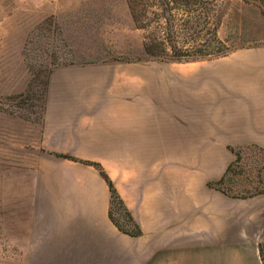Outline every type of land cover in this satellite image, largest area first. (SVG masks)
<instances>
[{
    "label": "crops",
    "instance_id": "crops-1",
    "mask_svg": "<svg viewBox=\"0 0 264 264\" xmlns=\"http://www.w3.org/2000/svg\"><path fill=\"white\" fill-rule=\"evenodd\" d=\"M38 137L24 264H202L210 245L264 264V193L209 185L236 158L232 147L264 149V45L212 62L57 67ZM56 153L101 164L141 233L111 220L96 166Z\"/></svg>",
    "mask_w": 264,
    "mask_h": 264
},
{
    "label": "rangeland",
    "instance_id": "rangeland-1",
    "mask_svg": "<svg viewBox=\"0 0 264 264\" xmlns=\"http://www.w3.org/2000/svg\"><path fill=\"white\" fill-rule=\"evenodd\" d=\"M220 2L226 8L217 30L220 41L248 46L253 40L264 39V21L257 8L239 0ZM218 8H199L196 16L200 21L195 22L202 23L200 34L186 31L184 26L190 25L185 23L178 27L179 41L187 43L194 37L200 41L205 34L210 36ZM173 14L182 24L183 11L175 9ZM209 27L211 31H207ZM145 37L146 31L135 27L126 0H0V264H24L26 250L31 249L33 179L43 148L38 128H30L40 121L39 103L32 112L27 105L20 106L21 98L16 96L27 94L29 83H33L37 96L44 80L43 69L50 62H58L57 67L112 63L120 56L139 55ZM56 68L49 75L48 85ZM35 102L30 100L29 105ZM13 110L14 115L9 113ZM248 151L249 156L255 153ZM252 159L244 161L247 173ZM116 217L131 228L122 211H117ZM207 248L208 261L202 264H243L232 247H225L223 253L211 245ZM194 264L200 263L194 260Z\"/></svg>",
    "mask_w": 264,
    "mask_h": 264
},
{
    "label": "trees",
    "instance_id": "trees-1",
    "mask_svg": "<svg viewBox=\"0 0 264 264\" xmlns=\"http://www.w3.org/2000/svg\"><path fill=\"white\" fill-rule=\"evenodd\" d=\"M132 21L137 29L146 31L145 42L143 43V50L139 55L134 57H117L115 62H146V61H167V62H196L200 60L218 58L228 55L238 49L254 46H263L264 39L253 40L247 46L246 44H232L220 41L217 37V30L221 24L226 8L224 2L219 3V0H126ZM247 6L255 7L259 10V15L264 21V0H239ZM217 2V4H216ZM217 6L216 11L217 22L215 28L211 31L210 36H203L202 40L198 41L197 37L192 38L189 42L184 43L179 41L178 32L179 26L186 23L190 26H184L186 31L195 32L196 35L200 34L198 28L202 27L201 22L196 16L199 8H206L211 10V6ZM199 7V8H198ZM183 11L185 18H181L182 24L177 22V18L173 14L174 10ZM210 13V11H209ZM218 17V18H217ZM189 20L187 22L186 20ZM202 19V18H201ZM197 23V24H196ZM208 26V24H207ZM210 26V25H209ZM191 27V28H190ZM197 31V32H196ZM210 32V33H211ZM199 33V34H198ZM208 34V33H207ZM195 35V36H196ZM263 35V33L261 34ZM25 54V53H24ZM58 62H50L48 68L43 69L44 80L40 85V92L37 96L34 91L33 83L27 84L25 88V95L16 96L20 97L18 104L20 106L27 105L30 111H36V105L39 103L38 111L40 121L38 124L31 125L30 128H38V132L42 129L43 116L46 106V94L48 89L49 75ZM39 74V73H38ZM41 74V72H40ZM38 87V86H37ZM39 96V97H38ZM38 97V98H37ZM36 101L35 104L29 105V101ZM14 115V110L9 111ZM27 120L33 121V116H25ZM28 125V124H27ZM29 127V125H28ZM236 158L232 161L224 172L223 176L217 180L209 182L210 187L222 191L228 196L236 198H248L258 194L264 193V181L262 179V171L264 169V149L256 144H245L237 147H232ZM248 150H255L254 155L249 156ZM56 155L72 160L82 161L84 163L92 164L98 168L102 176L107 181L111 199L109 207V216L114 224L123 232L132 236H137L141 233V229L133 217L132 212L125 204L123 198L119 194L114 182L110 179L101 164L87 160H81L74 156L64 153H56ZM252 157L254 160L247 173V167L244 161ZM253 172V174H252ZM122 211L123 216L131 225V228H126L120 220L116 217V212ZM263 248V246H262Z\"/></svg>",
    "mask_w": 264,
    "mask_h": 264
}]
</instances>
